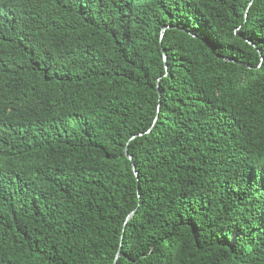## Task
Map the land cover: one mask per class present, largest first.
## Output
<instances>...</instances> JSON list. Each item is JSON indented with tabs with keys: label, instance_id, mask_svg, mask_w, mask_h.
Masks as SVG:
<instances>
[{
	"label": "trees",
	"instance_id": "trees-1",
	"mask_svg": "<svg viewBox=\"0 0 264 264\" xmlns=\"http://www.w3.org/2000/svg\"><path fill=\"white\" fill-rule=\"evenodd\" d=\"M0 264H264V0H0Z\"/></svg>",
	"mask_w": 264,
	"mask_h": 264
},
{
	"label": "water",
	"instance_id": "water-1",
	"mask_svg": "<svg viewBox=\"0 0 264 264\" xmlns=\"http://www.w3.org/2000/svg\"><path fill=\"white\" fill-rule=\"evenodd\" d=\"M164 60L166 61L167 60V56L164 55ZM126 156L127 158L130 160V161H133V157L131 155H129V153L127 152L126 150ZM133 170L135 172V175L138 177V172H137V169L135 167V165H133ZM132 215V214H131ZM131 215L129 216V218L131 217ZM120 257V252L117 254V259Z\"/></svg>",
	"mask_w": 264,
	"mask_h": 264
}]
</instances>
